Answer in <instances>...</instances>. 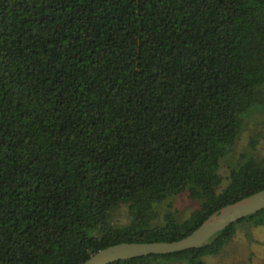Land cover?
Here are the masks:
<instances>
[{
  "label": "trees",
  "instance_id": "1",
  "mask_svg": "<svg viewBox=\"0 0 264 264\" xmlns=\"http://www.w3.org/2000/svg\"><path fill=\"white\" fill-rule=\"evenodd\" d=\"M254 112L264 127V0H0V264L185 237L264 188V160L219 172ZM179 194L185 218L161 206ZM245 220L264 209L199 248L109 264H202Z\"/></svg>",
  "mask_w": 264,
  "mask_h": 264
},
{
  "label": "rangeland",
  "instance_id": "2",
  "mask_svg": "<svg viewBox=\"0 0 264 264\" xmlns=\"http://www.w3.org/2000/svg\"><path fill=\"white\" fill-rule=\"evenodd\" d=\"M263 114L252 113L243 120L241 132L239 133L231 152L221 159L219 172L226 176L231 167L242 163L246 158L252 156L258 160H264V127L260 125ZM258 133V136H256ZM254 140L255 147L251 148L249 141ZM173 202V210L177 218L187 217L196 207V202L186 195L179 194L164 201L162 205ZM163 209L159 210L161 217ZM248 220L237 223L235 232L229 241L218 252L204 254L199 260L202 264H264V223L254 226ZM114 224L126 223L125 209L120 207L112 216ZM138 264H196L185 258L151 257Z\"/></svg>",
  "mask_w": 264,
  "mask_h": 264
},
{
  "label": "water",
  "instance_id": "3",
  "mask_svg": "<svg viewBox=\"0 0 264 264\" xmlns=\"http://www.w3.org/2000/svg\"><path fill=\"white\" fill-rule=\"evenodd\" d=\"M264 209V188L227 203L208 215L191 233L174 241L120 242L93 253L81 264H109L146 255H159L199 248L232 222Z\"/></svg>",
  "mask_w": 264,
  "mask_h": 264
}]
</instances>
